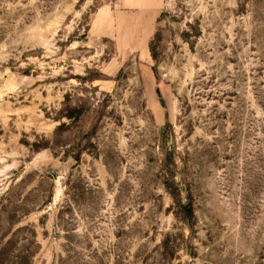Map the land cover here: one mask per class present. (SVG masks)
<instances>
[{
  "label": "rangeland",
  "instance_id": "374dc122",
  "mask_svg": "<svg viewBox=\"0 0 264 264\" xmlns=\"http://www.w3.org/2000/svg\"><path fill=\"white\" fill-rule=\"evenodd\" d=\"M124 12L0 0V264H264V0Z\"/></svg>",
  "mask_w": 264,
  "mask_h": 264
},
{
  "label": "crops",
  "instance_id": "0c3cea01",
  "mask_svg": "<svg viewBox=\"0 0 264 264\" xmlns=\"http://www.w3.org/2000/svg\"><path fill=\"white\" fill-rule=\"evenodd\" d=\"M157 0H123L125 15L136 12L137 14H145L152 11Z\"/></svg>",
  "mask_w": 264,
  "mask_h": 264
},
{
  "label": "trees",
  "instance_id": "16d2710c",
  "mask_svg": "<svg viewBox=\"0 0 264 264\" xmlns=\"http://www.w3.org/2000/svg\"><path fill=\"white\" fill-rule=\"evenodd\" d=\"M187 213H188V216H191L192 215V212H191L190 207L187 208Z\"/></svg>",
  "mask_w": 264,
  "mask_h": 264
}]
</instances>
